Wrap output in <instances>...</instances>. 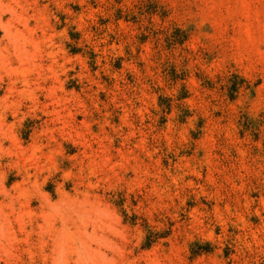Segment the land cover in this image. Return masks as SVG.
<instances>
[{
	"label": "clouds",
	"instance_id": "1",
	"mask_svg": "<svg viewBox=\"0 0 264 264\" xmlns=\"http://www.w3.org/2000/svg\"><path fill=\"white\" fill-rule=\"evenodd\" d=\"M0 264H264V0H0Z\"/></svg>",
	"mask_w": 264,
	"mask_h": 264
},
{
	"label": "rangeland",
	"instance_id": "2",
	"mask_svg": "<svg viewBox=\"0 0 264 264\" xmlns=\"http://www.w3.org/2000/svg\"><path fill=\"white\" fill-rule=\"evenodd\" d=\"M209 31L211 32V31H213V29L209 28ZM230 31L231 30L229 29V33H230ZM70 35H72L74 38L78 36V34H75V33H70ZM194 35H195V33L191 28L188 31H181L180 29H176L173 33L171 40L166 42V43H168L169 46H172L174 44H184V43L191 44L193 42ZM212 39L215 40L216 37L213 36ZM140 40H141V42H143L145 40V37L141 36ZM205 58H206V60H211V57H208L206 53H205ZM115 66L117 68L122 67L119 60L116 62ZM167 71H168V76L172 80L180 79L182 77L187 76V73H182L180 76H178L176 73V70L174 68L169 69ZM197 77L203 80L204 85H206L208 87L212 86L211 81L207 78V76L203 75L202 73H197ZM240 79H242V78H240L236 75L233 76L234 81H239ZM235 91H236V85L233 84L228 89L229 99H231L235 95ZM187 94H188V88L185 87L181 90V95L187 96ZM190 206H191V202H190Z\"/></svg>",
	"mask_w": 264,
	"mask_h": 264
}]
</instances>
